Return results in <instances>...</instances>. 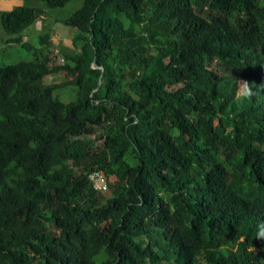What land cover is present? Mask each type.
I'll use <instances>...</instances> for the list:
<instances>
[{"label": "trees", "instance_id": "obj_1", "mask_svg": "<svg viewBox=\"0 0 264 264\" xmlns=\"http://www.w3.org/2000/svg\"><path fill=\"white\" fill-rule=\"evenodd\" d=\"M41 14L0 10V264H264V0H82L68 64Z\"/></svg>", "mask_w": 264, "mask_h": 264}, {"label": "rangeland", "instance_id": "obj_2", "mask_svg": "<svg viewBox=\"0 0 264 264\" xmlns=\"http://www.w3.org/2000/svg\"><path fill=\"white\" fill-rule=\"evenodd\" d=\"M22 4L34 6L36 9L41 10L42 13L46 15V18H47L46 21H47L48 26L40 30H33L31 37H28L27 39V41H29L30 43L37 45L39 35L44 34V33H49L51 35L53 30H59V27H65V25L60 23L58 20L60 18L66 17L73 11L77 10L82 4V0H70L69 2L65 3L64 6L56 7V8L45 7L42 4V2L39 0H22ZM66 26L68 27V25ZM74 30H75V35H76L77 31L75 28ZM4 36L5 34L3 30L0 28V39H2V37ZM72 42H73V39H72ZM9 47L10 48H8V53L4 51H0V63L13 64L19 61H23V60L27 61L31 59L30 53L25 48L21 47L20 45L13 44ZM74 50H78V48H74ZM57 62L61 64H63V62L64 64H68L69 57L68 58L66 57L64 61L63 60L61 61L60 57L58 56ZM92 66L94 65L92 64ZM61 78H62V75L60 74H57L56 77L54 76L50 77L49 75H47L43 80L45 82H50L51 80H59ZM55 94H57L59 99L62 100L63 102L72 101V100H75L76 98L75 87L71 85L58 89L55 92ZM91 137H93V135ZM98 145H99V141L95 144L94 149H97Z\"/></svg>", "mask_w": 264, "mask_h": 264}, {"label": "crops", "instance_id": "obj_3", "mask_svg": "<svg viewBox=\"0 0 264 264\" xmlns=\"http://www.w3.org/2000/svg\"><path fill=\"white\" fill-rule=\"evenodd\" d=\"M21 4L22 0H0V10H8L13 8L14 6H18ZM46 19V15L42 13L38 19H36L31 25H29L20 33L21 41L29 42L27 41V39L28 37H31L33 30H40L48 26ZM74 35V28L69 26L67 27L66 25L65 27H59V30L52 31L50 35V42L52 43L54 50L60 57L61 61H64L66 57L68 58L75 53L74 46L72 43ZM11 37L12 36L5 34V36L0 39V51L8 53V48H10L9 46L13 45L12 43H7L8 39Z\"/></svg>", "mask_w": 264, "mask_h": 264}, {"label": "built area", "instance_id": "obj_4", "mask_svg": "<svg viewBox=\"0 0 264 264\" xmlns=\"http://www.w3.org/2000/svg\"><path fill=\"white\" fill-rule=\"evenodd\" d=\"M88 179L91 181L92 187L97 190H103L107 187V180L99 170H92L88 174Z\"/></svg>", "mask_w": 264, "mask_h": 264}]
</instances>
